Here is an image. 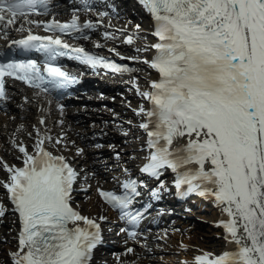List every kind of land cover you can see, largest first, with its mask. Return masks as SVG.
<instances>
[{
  "label": "snow or ice",
  "instance_id": "1",
  "mask_svg": "<svg viewBox=\"0 0 264 264\" xmlns=\"http://www.w3.org/2000/svg\"><path fill=\"white\" fill-rule=\"evenodd\" d=\"M138 2L151 16L157 38L148 46L155 55L142 62L159 77L145 90L132 81L149 105L134 109L144 118L138 126L149 150L140 171L159 178L171 170L177 195L211 198L220 209L217 226L223 228L226 244L234 247L219 255L204 252L194 258L196 264H264V0ZM49 10L50 0H0V33L27 32L10 43L44 55L42 66L35 60L0 63V101L9 98L6 77L38 89L36 97L77 84L75 75L55 63L58 57L69 56L93 69L102 65L113 72L134 71L72 48L55 34L82 33L96 27L94 23L81 24L75 14L64 23L32 18ZM32 25L54 34H35ZM124 42L133 43V36ZM56 106L62 113L64 106ZM39 123L45 124L43 116ZM37 136L31 153L22 143L16 145L23 154L22 167L0 161L9 173L0 186L19 221L17 248L9 253L12 264H91L102 242L101 226L72 206L79 173L65 156L47 149L52 137L39 129ZM60 143L62 138L55 141ZM82 153L76 149L77 155ZM121 187L122 194L101 188L97 192L122 219L136 225L144 215L130 209L140 196L138 182L129 179ZM152 197L159 199V192L153 190ZM6 211L0 202V217ZM135 235L128 231L130 238Z\"/></svg>",
  "mask_w": 264,
  "mask_h": 264
},
{
  "label": "bare ground",
  "instance_id": "2",
  "mask_svg": "<svg viewBox=\"0 0 264 264\" xmlns=\"http://www.w3.org/2000/svg\"><path fill=\"white\" fill-rule=\"evenodd\" d=\"M140 25V29L137 30L134 24H128L125 25V27H128L129 29H136L134 41L131 44H128L127 47H133L135 49V44L139 43V47L141 50H144V45H142L139 42L140 40H146L150 41V35H149V29L146 25V22L144 20H140L138 22ZM104 30L110 31L111 34L115 35L116 32L111 30L110 28L104 27ZM100 39H103L100 37ZM144 55V53H141ZM140 54V55H141ZM141 70L142 73H147L146 68L142 67ZM98 97V92H94V95ZM93 98V97H92ZM95 99V98H93ZM124 100H122L119 97H116L115 102L112 104L114 106V109L109 111L107 108H101L100 110L93 111L92 109L85 110L80 115V119L75 121L72 120L70 122L69 118L66 119V122L59 124L56 128L57 133L55 134L54 140L56 141L58 138H62L61 146L63 149L69 147V150L72 151V155H76V157H79L80 164L86 165V169L84 172L88 174V179L85 181H89L92 184H94L95 181L98 182V180H102V178L99 176L102 171V167L99 166L95 160H93L94 156L101 153L104 155L105 161L108 162V165H110L112 168L111 170H108V175H111L113 173H116L118 169H116L115 166H119L121 163H124L126 166L130 167L133 164V161L135 160V157L138 156L141 152L139 151V147L141 145L140 137L137 136L138 131L134 132V136L130 137L129 139H125L127 141H130L131 145H125V146H117L118 144L110 142L112 144L111 148L112 150L118 151V154L122 157L121 160L114 159L111 154H109L108 145L105 144L104 146H95L94 143L88 144L85 146L82 155H77L75 152L74 147L78 146V144H82L87 138H89V135L94 133H103L104 130L106 132L113 133L114 131L117 132L118 129H124L127 125H120L118 128L116 127L117 121L121 120V115L129 116L131 115V111L123 104ZM70 114V111H66L63 113L61 117H66ZM88 114L90 115L89 118H95L96 123L92 126L88 122V119L85 118V116ZM27 123H29V119L26 120ZM97 123L99 124L98 128H95ZM134 130V128H133ZM133 130L131 132H133ZM1 131L3 134L0 137V154L4 156L5 158H10L11 153L9 150L13 149V143L14 140L17 139L19 136L23 135L22 128L18 126L17 121L14 119H9L7 121L6 129L4 126L1 127ZM35 131V130H34ZM63 132V135L60 136L59 134ZM105 132V133H106ZM126 138V137H125ZM124 138H122L123 140ZM112 141V140H110ZM116 148V149H114ZM131 148V150L126 151L125 149ZM121 149V151L119 150ZM130 157H127L128 155H131ZM77 159V158H76ZM86 175L85 173H83ZM105 180L107 181V185L110 184L109 176H104ZM89 193V195H88ZM4 194L3 191L0 188V199H3ZM79 206L84 212H98L103 211L106 214H110L109 212H106V206L101 203L95 193H92L90 189L86 192L85 196L79 197ZM206 206L209 207L210 216H206L204 214L199 213L200 216H203L204 218H207L209 223L207 222V231L201 232L199 235H194L188 233V231L183 230L179 231L173 228H164L160 227L157 229L152 230L151 233L148 234V236L142 241L141 246H136V251H140L143 254H146L147 258L151 259L150 253L155 250H162L165 249L168 246L160 245L158 242H156L155 236L157 234L163 235L165 238H168L172 241V243H177L175 237H181L182 240L187 241L188 248L181 252L182 256L186 254L187 252H192L198 250V247H204L203 241H206L204 239L212 238V235H217V239L220 241H224V230L219 228H213L211 225V222L217 219L218 213H220V209L213 204V200L211 198H208L206 200ZM208 204V205H207ZM114 218H112L113 220ZM213 231H209V229ZM0 264H12V259L9 255L11 251L16 250L14 239L12 238V221L8 217H3V223L0 225ZM197 234V233H196ZM3 241L5 243H3ZM5 244V245H4ZM3 247V248H2ZM124 247V246H123ZM123 247H121L118 251L115 252L117 255V258H112V256L105 255L101 257V259H96L97 264H144L145 260H143L138 254L135 252L128 253L127 250ZM119 257V258H118ZM169 258L173 261L177 262L179 257L175 255H169ZM154 259H157L154 257ZM156 264H161L160 262L155 261Z\"/></svg>",
  "mask_w": 264,
  "mask_h": 264
},
{
  "label": "rangeland",
  "instance_id": "3",
  "mask_svg": "<svg viewBox=\"0 0 264 264\" xmlns=\"http://www.w3.org/2000/svg\"><path fill=\"white\" fill-rule=\"evenodd\" d=\"M207 216H210V215H207ZM197 230H199V229L196 228V232H197ZM191 231H193V229H192ZM160 242H161V243H164V244H166V245H170V246H172V244H170V241H169V240H166V241H160ZM206 242H207V243H213L214 240L211 238V239H207ZM168 253H170V252H167V251H160V252L157 253V255L159 256L160 259H163V257H164L166 254H168ZM176 264H177V263H176Z\"/></svg>",
  "mask_w": 264,
  "mask_h": 264
}]
</instances>
